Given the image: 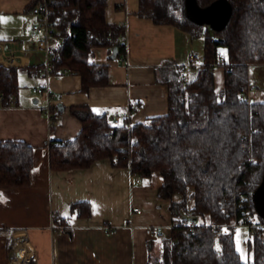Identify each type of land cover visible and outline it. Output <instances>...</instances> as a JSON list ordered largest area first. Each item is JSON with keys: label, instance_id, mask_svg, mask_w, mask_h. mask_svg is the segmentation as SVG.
<instances>
[{"label": "trees", "instance_id": "trees-1", "mask_svg": "<svg viewBox=\"0 0 264 264\" xmlns=\"http://www.w3.org/2000/svg\"><path fill=\"white\" fill-rule=\"evenodd\" d=\"M42 1H47L55 26L51 74H78L84 93L107 86L109 67L93 62L94 48L118 46V55L126 50L124 27L106 20L107 0H31L28 8ZM212 1L197 0L203 7ZM228 1L232 15L216 30L192 20L186 0H138V15L203 38L195 76L187 79L183 65L167 61L171 67L156 70L157 81L167 87V113L125 126L114 125L107 111L73 105L69 110L81 122L80 132L49 144L53 170L85 168L109 158L146 180L155 174L162 177L158 197L169 200L171 227L149 245L147 264H264V217L252 199L264 177V99L240 98L251 86L249 66L264 63V0ZM220 52L223 64H217ZM43 64L27 71L32 74ZM218 67L224 70L220 90ZM21 69L0 63V104H9L17 94ZM52 110L59 113L56 106ZM52 120L54 128L57 121L54 116ZM34 167L33 145L18 139L0 141V192L28 186ZM71 211L89 216L92 205L74 202ZM67 222V217L53 216V224L65 230L70 229ZM247 222L252 257L245 260L236 245L235 223Z\"/></svg>", "mask_w": 264, "mask_h": 264}, {"label": "crops", "instance_id": "crops-1", "mask_svg": "<svg viewBox=\"0 0 264 264\" xmlns=\"http://www.w3.org/2000/svg\"><path fill=\"white\" fill-rule=\"evenodd\" d=\"M30 2L0 0V42H20L8 45L16 49L10 66L22 68L19 83H31L32 88L45 85L53 96L34 93L31 88L27 93L18 90L9 104H0V141L25 140L35 147L31 183L0 192V264H147L155 228L163 226L167 231L171 227L169 200L158 197L162 177L155 174L146 180L109 158L85 168L53 170L49 144L52 139H72L80 132L81 122L69 110L73 105L107 111L111 122L131 102L137 104L132 123L167 113V87L157 81L156 70L171 67L167 61H172L184 66L187 79L194 77L197 68L190 65L188 52L193 51L195 37L174 25L156 24L138 15V0H107L106 20L124 27L126 50L112 58L113 49L108 46L94 48L93 62L109 67V84L84 93L78 74L67 71L46 79L27 71L44 62V54L31 42L35 38L31 23L36 17L28 8ZM199 43L198 53L203 55L204 41ZM2 56L0 63L6 64ZM262 64L253 63L249 70ZM215 71L216 89L220 90L224 70L218 67ZM257 87L259 100L262 91ZM48 104L57 121L54 128L46 113ZM54 106L59 113L52 110ZM78 201L91 203V215L72 213L71 205ZM54 214L67 217L64 224L70 229L53 230Z\"/></svg>", "mask_w": 264, "mask_h": 264}, {"label": "built area", "instance_id": "built-area-1", "mask_svg": "<svg viewBox=\"0 0 264 264\" xmlns=\"http://www.w3.org/2000/svg\"><path fill=\"white\" fill-rule=\"evenodd\" d=\"M30 10L38 18L37 21H35L32 24V31L34 32L35 38H33L34 40L32 39L31 42L33 44V48L36 51H39L42 54H44V62H43L44 64L41 67L40 66L36 67L32 75L34 77L43 76L47 79L51 76V71L53 68V64L50 61V47L54 43L55 26H54V23L49 19L47 1L38 2ZM10 42H12L13 44L20 43L19 41H16V40L9 41L7 43L0 42V55L4 56L2 57L6 60L5 62L7 65L13 64L15 60V56L13 53L16 51V49H12L8 46ZM188 58L190 61V65L194 68H197L201 63L203 56L199 54L198 52L190 51L188 52ZM224 58H225L224 53L222 52L218 53L217 64H223ZM32 91L34 93H47L48 97L53 96V93H51L50 90L45 85H36L32 88ZM249 94H250V88H249L248 93H242L240 95V98L251 101ZM136 108H137L136 103L134 102L129 103L125 107V109H123L122 111L116 112L114 114L112 123L114 125L129 126L132 123L131 122L132 112L136 110ZM46 113L49 116V118L52 119L53 116L51 114V107L49 104L46 106ZM134 211L139 213L141 212V209H139L138 207H134ZM195 223H196L195 221H192L191 225H194ZM246 224H249V222H247ZM211 225L213 227H216L218 232L221 231L220 225H215L214 222H212ZM235 225H238V224L235 223ZM52 228L53 230L63 229L60 226H56L54 224ZM155 232L158 235H163L165 232V229L163 228V226H157L155 228Z\"/></svg>", "mask_w": 264, "mask_h": 264}, {"label": "water", "instance_id": "water-1", "mask_svg": "<svg viewBox=\"0 0 264 264\" xmlns=\"http://www.w3.org/2000/svg\"><path fill=\"white\" fill-rule=\"evenodd\" d=\"M186 10L192 20L199 24H208L216 30L223 29L232 15V6L228 0H214L204 7L200 6L197 0H186ZM117 54L118 46H114L112 58H116ZM58 107L63 110L61 103ZM252 199L258 214L264 217V177L254 189Z\"/></svg>", "mask_w": 264, "mask_h": 264}, {"label": "rangeland", "instance_id": "rangeland-1", "mask_svg": "<svg viewBox=\"0 0 264 264\" xmlns=\"http://www.w3.org/2000/svg\"><path fill=\"white\" fill-rule=\"evenodd\" d=\"M37 19L38 18L36 17L34 22L37 21ZM33 23H31V28H32ZM202 39H203L202 37H195L194 38L193 43L194 42L195 43L193 46V51L199 52V53L201 52V49L199 48V46H200L199 42L203 41ZM1 64H3V63H1ZM4 65H6V64H4ZM6 66H10V65H6ZM249 75H250V83H251V86L253 89V94H252L253 96H251L250 94H249V96H250L251 101H255V100H257L256 99L257 97H255L257 94V91H256V89L258 88L257 86H259L260 90L262 92H264V65L263 64L262 65H252L250 67V70H249ZM31 88H32L31 83H27V82L23 83L20 80L19 92H23V93L24 92H26V93L31 92ZM252 89H250V93H252V91H251ZM262 92H260V94H259V96H260L259 100L264 99V95H262L263 94ZM12 98L10 100H12ZM61 228L64 229V227H61ZM153 234H155L156 238L159 236L156 232H153ZM251 234H252V231L250 230V227L248 224L236 225V229H235L236 245H237L238 249L243 250L244 256L242 258L245 260H248L250 257H252V252L251 253L249 252V249L247 246V239L251 236ZM240 253H241V251H240Z\"/></svg>", "mask_w": 264, "mask_h": 264}, {"label": "snow or ice", "instance_id": "snow-or-ice-1", "mask_svg": "<svg viewBox=\"0 0 264 264\" xmlns=\"http://www.w3.org/2000/svg\"><path fill=\"white\" fill-rule=\"evenodd\" d=\"M217 250L219 251V247L217 248ZM238 250L241 251V255H242V257H243V256H244L243 250H242V249H238Z\"/></svg>", "mask_w": 264, "mask_h": 264}]
</instances>
